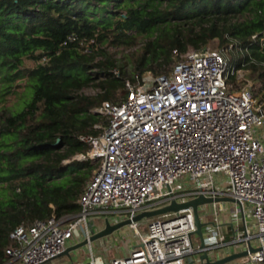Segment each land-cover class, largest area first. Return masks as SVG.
Masks as SVG:
<instances>
[{"label":"built area","instance_id":"built-area-1","mask_svg":"<svg viewBox=\"0 0 264 264\" xmlns=\"http://www.w3.org/2000/svg\"><path fill=\"white\" fill-rule=\"evenodd\" d=\"M227 53L226 48L174 50L170 72H147L137 83L127 81L125 98L95 108L103 119L94 126L99 133L82 135L90 150L74 158L99 165L81 197L80 213L15 228L4 264L54 261L90 241L91 218L98 232V220L133 221L174 201L184 204L202 196L225 199L221 203L235 208L226 213L218 208L221 203L199 207L204 240L197 250L194 212L188 208L144 217L119 230L132 236V248L123 257L112 254L116 232L101 240L98 253L105 259L95 256L89 242L91 256L72 264H204V254L215 261L245 251L240 264H264V99L249 81L230 89L229 78L239 79L243 69ZM183 178L193 185L179 183ZM194 254L199 257L190 261Z\"/></svg>","mask_w":264,"mask_h":264},{"label":"trees","instance_id":"trees-1","mask_svg":"<svg viewBox=\"0 0 264 264\" xmlns=\"http://www.w3.org/2000/svg\"><path fill=\"white\" fill-rule=\"evenodd\" d=\"M215 39L233 44L232 64L264 88V0L0 1V264L15 228L80 213L99 167L74 159L90 150L80 137L99 133L93 110L125 98L127 81L170 72L174 50H205ZM140 40L131 72L102 49ZM228 85L244 82L231 76ZM92 86L96 96L82 94Z\"/></svg>","mask_w":264,"mask_h":264},{"label":"rangeland","instance_id":"rangeland-1","mask_svg":"<svg viewBox=\"0 0 264 264\" xmlns=\"http://www.w3.org/2000/svg\"><path fill=\"white\" fill-rule=\"evenodd\" d=\"M142 43H143L142 40H140L139 44L137 46L131 47V48H116V47H113L110 45H105L102 47V49H105V51L107 53L106 57H110L113 60H116L119 67L123 66L126 68L127 72H131L132 71V66H131L132 61H130L132 59L131 55L133 53H136L139 50V48L142 46ZM224 48H227V47L220 46V42L217 39L211 41L210 44L206 47V49H211V50H223ZM190 50H194V49H190ZM231 50H232V48L227 49V51H228L227 55L229 58L232 57L233 53L235 55H237L236 51L232 52L233 50L232 51ZM104 58L105 57L102 58V56H101V57H98V60H102ZM33 65L34 64H30V66H33ZM240 72L241 73H239L240 77H238L239 78L238 80L243 81L244 86H246V84H247L246 81H249L253 85V87L257 90V92H258L257 94H258L259 99H261V100L264 99V88L260 84H257V85L254 84L253 80L250 79V77H249L250 76L249 70L243 69ZM119 76H121V75H119ZM147 76H151V75H147ZM97 93H99V90L93 86L88 87L82 91V94L87 95V96H96ZM16 102H17V98L12 97V98H10L9 105H12ZM68 163H69L68 160H66L64 162V164H68ZM93 163L97 164V162H93ZM179 183L183 184L184 186H186L187 183H189L190 185H193L190 180L187 181L185 178H183ZM218 208H223L226 213H230L235 208V204H233V203H221L218 206ZM116 215L117 214H115L114 216H116ZM111 217H113V216H111ZM97 222H99V226H102L101 221L98 220ZM89 228H90L92 234L96 232L95 231V221L92 218L89 219ZM143 229H145V227H143ZM206 231L207 230L205 227V235L207 234ZM131 237L132 236L127 229H124L122 231V233L119 232L116 235V238H114V240H116L117 242L111 245V248H113V250H114L115 256L123 257V255L125 253L130 251V249L132 248V245H133V243L131 242ZM193 242H194L195 250H197L198 246L202 244V240L198 235L193 236ZM92 246L94 249L95 256H101L105 259V255L103 253H100V254L98 253V250L99 251L103 250V247H104L103 242L101 240L95 241L92 243ZM90 256H91V252L89 249V245H85V246L81 247L80 249L73 251L68 255L61 256V257L55 259L54 261H52L48 264H72L75 261V259H77V258H79L80 260H87ZM198 257H199L198 254H194V255H192L190 261H192ZM241 260L238 259V260L234 261L233 264H240V263H242Z\"/></svg>","mask_w":264,"mask_h":264},{"label":"water","instance_id":"water-1","mask_svg":"<svg viewBox=\"0 0 264 264\" xmlns=\"http://www.w3.org/2000/svg\"><path fill=\"white\" fill-rule=\"evenodd\" d=\"M225 201L226 200L222 199V198L208 199V198H205L202 196V197H199L195 200H192V201L184 203V204H177L174 201V202H172V204L170 206H167V207L162 208L160 210L140 214V215L136 216L133 219V221L126 220V221H123V222H120L117 224H111V222L108 219H106L104 221V226L102 227V229L99 230L98 232L93 233V236L91 237L89 242L93 243L95 241L102 240L104 238L112 236L114 233H116L119 230L127 227L132 222L140 221L144 217H152V216L162 215V214H166V213H170V212H178V211L188 209V208L193 209L194 217H195V224H196V228H197L196 232H194L192 235H198L201 238V240L203 241L204 240V234H203L204 224L200 221V218H199V207L203 206V205H207V204L221 203V202H225ZM89 242L84 241V242H81L75 246L68 248L62 256L68 255L71 252L76 251L85 245H88ZM255 251L256 250H254V249L250 250V252H255ZM247 255H248V252L245 251V252H241V253H237V254H232V255L226 256L222 259H217L215 261H210L209 255L204 254L200 257V259L203 262H205L204 264H230V263H232L238 259H242V258L246 257ZM189 264H192V263H189Z\"/></svg>","mask_w":264,"mask_h":264},{"label":"crops","instance_id":"crops-1","mask_svg":"<svg viewBox=\"0 0 264 264\" xmlns=\"http://www.w3.org/2000/svg\"><path fill=\"white\" fill-rule=\"evenodd\" d=\"M101 222H102V226H100V227H103L104 222H103V221H101ZM222 230H223L225 233H227V228H226L225 226L223 227ZM118 233H119V232H118ZM118 233H117V234H118ZM117 234H115L114 236H112V239H111V238H109V239L113 240L114 238H116V235H117ZM112 254L115 255L114 251H113ZM112 254H110L109 256H111ZM124 255H125V254H124ZM124 255H123V256H124Z\"/></svg>","mask_w":264,"mask_h":264}]
</instances>
